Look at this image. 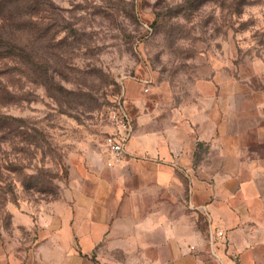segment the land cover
I'll use <instances>...</instances> for the list:
<instances>
[{
    "label": "rangeland",
    "instance_id": "rangeland-1",
    "mask_svg": "<svg viewBox=\"0 0 264 264\" xmlns=\"http://www.w3.org/2000/svg\"><path fill=\"white\" fill-rule=\"evenodd\" d=\"M0 33L17 47L0 61L3 242L95 172L128 83L135 116L205 110L214 80L264 93V0H0Z\"/></svg>",
    "mask_w": 264,
    "mask_h": 264
},
{
    "label": "crops",
    "instance_id": "crops-1",
    "mask_svg": "<svg viewBox=\"0 0 264 264\" xmlns=\"http://www.w3.org/2000/svg\"><path fill=\"white\" fill-rule=\"evenodd\" d=\"M210 89L205 110L195 95L190 109L136 101L135 116L125 85L124 161L107 168L103 154L62 205L16 213L22 245L0 240V264H263L264 93Z\"/></svg>",
    "mask_w": 264,
    "mask_h": 264
},
{
    "label": "built area",
    "instance_id": "built-area-1",
    "mask_svg": "<svg viewBox=\"0 0 264 264\" xmlns=\"http://www.w3.org/2000/svg\"><path fill=\"white\" fill-rule=\"evenodd\" d=\"M110 121L116 131L103 139L102 146L105 166L107 168H115L125 159L126 152L124 145L131 136L132 127L129 117L123 107H118L112 112ZM214 237L221 239L223 237V231L216 229Z\"/></svg>",
    "mask_w": 264,
    "mask_h": 264
},
{
    "label": "trees",
    "instance_id": "trees-1",
    "mask_svg": "<svg viewBox=\"0 0 264 264\" xmlns=\"http://www.w3.org/2000/svg\"><path fill=\"white\" fill-rule=\"evenodd\" d=\"M15 49H17V47L14 44L6 41L3 35L0 33V61L7 55L6 53L8 51H12Z\"/></svg>",
    "mask_w": 264,
    "mask_h": 264
}]
</instances>
